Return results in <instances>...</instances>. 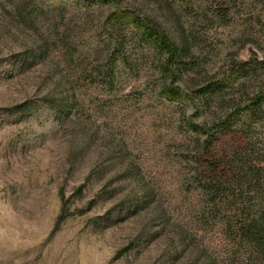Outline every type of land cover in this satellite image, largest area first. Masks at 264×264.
<instances>
[{
	"label": "rangeland",
	"instance_id": "obj_1",
	"mask_svg": "<svg viewBox=\"0 0 264 264\" xmlns=\"http://www.w3.org/2000/svg\"><path fill=\"white\" fill-rule=\"evenodd\" d=\"M25 1L0 0V264H264V253L228 230L229 216L201 217L190 182L207 167L191 141L233 109L201 101L198 89L228 80L225 101L241 97L242 106V91L257 90L254 82L239 88L233 70L264 61L261 1L240 10L228 0H120L125 25L107 33L111 3L29 0L32 13L20 19L15 9ZM126 11L154 20L177 43L191 38L196 66L180 84L181 100L159 94L162 55L139 41ZM116 37L124 47L101 52L119 51L109 87L91 77L97 51ZM40 45L44 52L26 63ZM60 77L74 84L65 114L43 102ZM25 102L28 110H15ZM248 123L235 142L264 148V120Z\"/></svg>",
	"mask_w": 264,
	"mask_h": 264
},
{
	"label": "trees",
	"instance_id": "obj_2",
	"mask_svg": "<svg viewBox=\"0 0 264 264\" xmlns=\"http://www.w3.org/2000/svg\"><path fill=\"white\" fill-rule=\"evenodd\" d=\"M87 1L89 7H98L110 3L113 5L114 14L109 15L101 26L106 33L118 32L125 25L123 22H125L126 17L122 15L119 9L120 0ZM228 1L232 3V9L240 10L254 7L260 1L264 5V0ZM30 4L29 0L20 3L15 9L16 16L20 18L22 12L25 13L26 11L31 14ZM59 10L62 12L63 7H58L57 13H60ZM128 13L130 14L129 17L133 18L132 22L139 41L147 47L158 50L162 55L158 65L159 94L170 102L181 100L183 91L180 84H185L184 77L196 66L191 38L182 34L177 43L154 20L150 18L140 20L135 12L130 11ZM227 13L228 11H223L222 18H225ZM124 14L126 15V13ZM57 16L54 18H57ZM110 16L112 17L110 18ZM23 24H26L25 19ZM111 45H114L116 49L124 47L121 38L116 37L113 43L111 39H108L107 44L103 45V50L97 51L98 63L94 68V76L91 77L94 82L109 87H113L116 83L119 51L113 52L111 57L110 55L106 57L104 55L103 57L101 52H107ZM45 48L46 46L40 45L28 50L24 55V61L26 63L32 62L44 52ZM252 55L255 56V54ZM237 66L233 73L235 80L240 81L239 88L244 87L245 83L254 82L258 84L257 90L249 95L245 93V90L242 91V97L245 98V104L242 106L241 97L232 98L229 100L231 102L225 101L224 86L233 88V82H231V85L227 84L228 80L222 81L223 85L210 82L198 89L201 101L209 104L211 101L220 99L221 109H233L231 113L227 111L222 117H215L211 127L213 129L212 134L207 133L205 139H201L198 135L191 141L196 150L197 160H205L207 167L202 170L196 169L190 182L196 184L199 189L197 203L200 206L203 219L213 221L216 219V215L212 216V212L224 213L223 215L229 216V219H226L228 230L233 232L239 240L247 241L258 251L264 253V176H256L260 173L264 174V148L259 149L254 145H242L235 142L238 135L244 134L250 128L249 121L252 120L257 123L264 120V61L255 59L254 61L239 63ZM187 79L190 82L193 81L192 79L189 80L188 77ZM73 92L74 84L68 78L60 77L56 79L54 88L48 91L43 98V102L58 113L65 114L73 108L75 103L71 99ZM28 109V102L15 107L16 111H26ZM199 133L201 135L206 134L205 128H199ZM231 141L233 144L226 146ZM249 146L252 148L250 156V153L245 152V147ZM75 192L80 194L82 186L76 188ZM94 202V200H91L87 207L81 211L90 208ZM65 218V214L61 212L58 222ZM129 247L127 246L122 251H126Z\"/></svg>",
	"mask_w": 264,
	"mask_h": 264
}]
</instances>
